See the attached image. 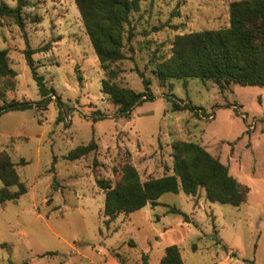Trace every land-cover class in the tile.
Wrapping results in <instances>:
<instances>
[{
  "label": "rangeland",
  "instance_id": "374dc122",
  "mask_svg": "<svg viewBox=\"0 0 264 264\" xmlns=\"http://www.w3.org/2000/svg\"><path fill=\"white\" fill-rule=\"evenodd\" d=\"M25 1L23 29L0 20V51L14 72L0 77V93L6 102H43L24 61L25 41L54 93L40 107L0 115V154L26 189L0 204V264H160L171 245L183 264H264V87L220 90L194 78L161 86L152 74L154 62L170 57L176 36L227 28L228 6L238 0H138L125 26L124 59L110 69L117 86L134 92L143 91L141 72L153 99L127 117H118L102 93L104 72L74 0ZM181 102L199 108L198 115L175 111L172 104ZM178 141L201 146L226 166L248 187L246 202H209L203 189L166 193L156 207L108 221L97 181L114 186L125 163L141 182L170 176ZM91 142L94 151L67 160Z\"/></svg>",
  "mask_w": 264,
  "mask_h": 264
},
{
  "label": "trees",
  "instance_id": "16d2710c",
  "mask_svg": "<svg viewBox=\"0 0 264 264\" xmlns=\"http://www.w3.org/2000/svg\"><path fill=\"white\" fill-rule=\"evenodd\" d=\"M83 27L94 50L105 79L101 82L102 93L117 108L118 117H127L137 105L153 99L151 80L141 72L137 75L143 85L142 92H134L116 85L117 71L110 66L124 59L125 26L138 0H74ZM25 0H16L14 8L0 3V20L11 19L23 29L21 10ZM227 28L192 32L176 36L171 45L170 57L154 62L152 74L161 86L169 80L186 82L189 78L211 81L220 90L229 85L264 87V0H238L228 6ZM131 35L128 34L126 42ZM45 48H47L45 46ZM44 49V48H43ZM25 41L24 61L35 80L40 103L6 102L0 93V115L9 111H22L50 101L52 89H46L43 78L38 76L32 59L35 53ZM13 77L8 68L5 51H0V77ZM81 79V78H79ZM1 92V90H0ZM173 109L189 110L198 115L199 108L189 103H173ZM96 149L93 142L80 146L67 155V160H77ZM172 150V175L141 182L135 169L122 165L120 177L114 186L97 181L104 191L103 215L112 221L119 214L140 211L145 206L156 207L158 199L166 193L194 195L203 189L209 202L239 207L246 202L249 189L229 175L226 166L195 143L175 142ZM0 204L16 201L25 194L24 184L18 179L9 157L0 154ZM14 187V192L9 188ZM184 219L186 215L177 212ZM160 264H183L179 250L171 245L165 248Z\"/></svg>",
  "mask_w": 264,
  "mask_h": 264
}]
</instances>
